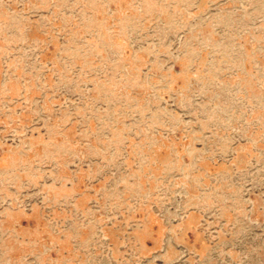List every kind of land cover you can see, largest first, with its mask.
Masks as SVG:
<instances>
[{
	"label": "rangeland",
	"instance_id": "1",
	"mask_svg": "<svg viewBox=\"0 0 264 264\" xmlns=\"http://www.w3.org/2000/svg\"><path fill=\"white\" fill-rule=\"evenodd\" d=\"M0 264H264V0H0Z\"/></svg>",
	"mask_w": 264,
	"mask_h": 264
}]
</instances>
